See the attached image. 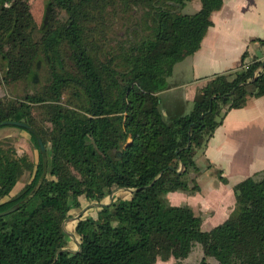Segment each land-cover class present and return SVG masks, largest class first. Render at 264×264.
Returning <instances> with one entry per match:
<instances>
[{"label":"trees","instance_id":"trees-1","mask_svg":"<svg viewBox=\"0 0 264 264\" xmlns=\"http://www.w3.org/2000/svg\"><path fill=\"white\" fill-rule=\"evenodd\" d=\"M190 1L43 0L38 29L28 0H0V86H23L0 98V130L26 133L38 153L33 164L0 139V214L16 206L0 217V264H152L168 253L183 264L196 246L198 264H264V171L233 187L232 212L208 231L165 199L198 190L197 154L228 112L264 97L262 61L244 52L235 72L207 79L187 115L162 114L158 94L200 49L223 3L198 0L184 14ZM118 189L133 193L79 215L77 249L65 251L62 224L81 199L101 205Z\"/></svg>","mask_w":264,"mask_h":264},{"label":"crops","instance_id":"crops-1","mask_svg":"<svg viewBox=\"0 0 264 264\" xmlns=\"http://www.w3.org/2000/svg\"><path fill=\"white\" fill-rule=\"evenodd\" d=\"M222 2L221 9L211 15L212 26L202 40L200 49L174 66L172 75L167 80V88L158 94L160 110L169 119L187 115L197 91L205 85L207 79L236 69L244 52L247 53V62L250 63L253 59L262 61V64L264 62V0ZM199 8V1L191 0L185 5L183 13L193 14ZM24 135L28 137L26 133L20 136L28 139ZM8 137L11 136L2 138ZM17 152L23 153L19 150ZM199 153L195 158L198 169L195 182L208 186L209 191L207 198H201L202 208L209 211L213 218H217L220 224L234 208L233 187L264 171V97L250 98L242 109L228 112L222 125ZM210 165L221 172L219 178L211 176L214 171L210 174ZM20 183L21 181L17 183L14 195L23 188L24 184ZM113 192V198L118 197V192L130 195L123 189ZM184 197V194L177 192L166 195L168 203L174 207L182 206L186 201ZM109 198L104 204L109 203ZM6 200L8 199L2 202ZM191 205L195 207L194 204ZM191 210L195 215L198 213L197 208ZM79 212L82 210L79 209ZM79 215L77 214L78 217ZM74 245L75 248L71 251L77 249L76 239Z\"/></svg>","mask_w":264,"mask_h":264},{"label":"rangeland","instance_id":"rangeland-1","mask_svg":"<svg viewBox=\"0 0 264 264\" xmlns=\"http://www.w3.org/2000/svg\"><path fill=\"white\" fill-rule=\"evenodd\" d=\"M28 5H29L30 13H31L34 21L36 22L37 28L39 29L41 26V23H42V19H43V11H44L43 0H28ZM229 71L227 70L225 73H227ZM235 71L236 70H234L233 72H235ZM0 88H1L0 96H2L4 94V97H6V96H10V97L18 96L23 91V89H22L23 86H13L8 91L5 90L4 88H2L1 86H0ZM198 91H197L196 95H198ZM196 95H195V97H196ZM1 98H3V96ZM22 133H24V132H22L21 130L16 129V128H9V127L3 128L0 130V139L2 137L10 135L11 137H8V138L10 139L11 144L15 147V149L19 150V152L23 151V153L24 152L27 153V155L31 159V162L33 164H35L37 162V158H38L37 150L30 143L29 139H25L24 137L20 136V135H22ZM24 136L26 138H28L26 135H24ZM45 150H46V153L48 154L49 153V146H46ZM216 168L217 167H215L214 165H210V170H211L210 174L214 171V173L211 174V176H214V177L216 176V178H219L221 176V172L219 170H217ZM31 174H32V171L30 173L24 172L20 178V181H21L20 184L25 185L28 181H30ZM216 178H214V179H216ZM210 180H212V179H210ZM194 183L197 186L198 190H195V191L187 190L184 192H177V193H181V194H184L186 196V197H184L186 199V201L182 203V206H187L188 208H190V210L195 209V208L198 209V213L196 214V216L199 217L202 221L201 228L204 231H208V230L212 229L214 226H216L217 224H219V221L217 220V218H213L209 211H204L202 208V199L201 198H207V193L209 192L208 186H202L197 181ZM210 183H212V181ZM192 186L193 185H191V187ZM214 186H215V184H214ZM15 189H16V186L12 190V193L10 194L11 196L14 195ZM210 189H212V187H210ZM127 197H129V195H126L124 192H118V198L125 199ZM165 199H166V196H165ZM80 203H81L80 210H82V212H80V215L85 214V215L91 216V215H94L98 209V207L92 206V205H96L95 203H91V204L87 203L84 201L83 198L81 199ZM191 204H194L195 207H192ZM168 205L172 206L171 203H168ZM77 214H79V210L78 211L77 210L72 211L70 213V215H73V216H70L69 218H74V219L73 220H67L64 224V229H65V232L67 233L66 235L68 238L67 249H70V250H74L75 239L76 240L78 239L77 236L75 235V232H74V227H75V224H76V221L78 218ZM201 259H202L201 251L196 246L193 248V250H192L191 254L188 256V258L183 260L182 263L183 264H198ZM208 262H209V264H217L214 260H211V259ZM175 263H176V260L173 257V255H171L170 253L152 255V264H175Z\"/></svg>","mask_w":264,"mask_h":264},{"label":"water","instance_id":"water-1","mask_svg":"<svg viewBox=\"0 0 264 264\" xmlns=\"http://www.w3.org/2000/svg\"><path fill=\"white\" fill-rule=\"evenodd\" d=\"M263 67H264V62H263V64L259 67V69L257 70L256 74L260 73V72L262 71ZM35 79L37 80V78H35ZM7 124H8V125H11V126H14V127H17V128L24 129L25 131H28V132H32V130H31L26 124H24V123L8 122ZM39 145H40V147H42V144H41L40 141H39ZM118 190H119V189H118ZM123 190L129 192L130 194L133 193V190H130V189H123ZM113 195H114V192L111 193V196H110V198H109V203H107V204H101V205H93V206L98 207V208H99L100 206H102V207H106V206H108V205L112 202V200H113ZM15 210H16V206H14L13 208H11V209H9V210H7V211L1 213V214H0V217L7 216V215L13 213ZM67 220H71V219H67ZM67 220H65V221L63 222V224H62V228H63V231H64L65 234H67V233L65 232L64 224H65V222H66ZM68 235H69V234H68ZM65 251H67V252H69V253H75L74 251H71V250H68V249L65 250Z\"/></svg>","mask_w":264,"mask_h":264},{"label":"flooded vegetation","instance_id":"flooded-vegetation-1","mask_svg":"<svg viewBox=\"0 0 264 264\" xmlns=\"http://www.w3.org/2000/svg\"><path fill=\"white\" fill-rule=\"evenodd\" d=\"M43 18H44V11H43ZM43 22V19H42ZM42 24V23H41ZM166 118H168L165 114H163ZM24 187V186H23ZM21 191V190H20Z\"/></svg>","mask_w":264,"mask_h":264}]
</instances>
